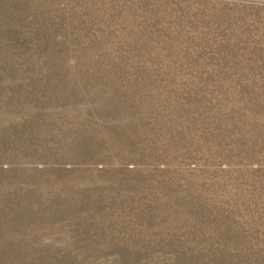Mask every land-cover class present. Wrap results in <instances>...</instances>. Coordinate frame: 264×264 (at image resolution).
I'll return each instance as SVG.
<instances>
[{
	"label": "rangeland",
	"instance_id": "rangeland-1",
	"mask_svg": "<svg viewBox=\"0 0 264 264\" xmlns=\"http://www.w3.org/2000/svg\"><path fill=\"white\" fill-rule=\"evenodd\" d=\"M0 264H264V0H0Z\"/></svg>",
	"mask_w": 264,
	"mask_h": 264
}]
</instances>
